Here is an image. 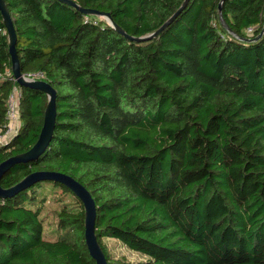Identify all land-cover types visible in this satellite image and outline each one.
Masks as SVG:
<instances>
[{
    "label": "trees",
    "instance_id": "obj_1",
    "mask_svg": "<svg viewBox=\"0 0 264 264\" xmlns=\"http://www.w3.org/2000/svg\"><path fill=\"white\" fill-rule=\"evenodd\" d=\"M22 74L56 90L55 126L35 159L6 170L9 188L35 171L71 175L95 204L107 264H264V0H188L155 36L131 41L104 16L64 0H4ZM108 13L132 37L149 35L183 0H71ZM224 21L226 27L222 24ZM14 82L0 14V130ZM19 123L0 162L29 149L47 96L18 86ZM52 189L76 208L56 211ZM83 204L40 178L0 198V264H95ZM113 238L142 258L111 257Z\"/></svg>",
    "mask_w": 264,
    "mask_h": 264
},
{
    "label": "water",
    "instance_id": "obj_2",
    "mask_svg": "<svg viewBox=\"0 0 264 264\" xmlns=\"http://www.w3.org/2000/svg\"><path fill=\"white\" fill-rule=\"evenodd\" d=\"M64 1L70 4L71 6H74L82 13L104 16L105 18L108 19L109 23L116 29V31L121 34H124L127 39L131 41H144L155 36L160 29H162L165 25L170 23L178 15V13L184 8L188 0H183L180 6L163 22V24L157 30H155L149 35L140 36V37H132L126 35L120 27L115 26L114 22L110 19L108 13L100 12L97 11L96 9L81 8L71 0H64ZM222 2L223 0H220L218 3L219 13L221 10ZM0 14L2 17V22L7 32V46H8V53L10 55L11 72H12L13 80L17 83L18 86H29L38 89L47 96V101L43 113V122L36 141L26 151L11 155L0 162V178H1L3 173L14 164L37 158L50 142L53 134V129L55 126L56 90L48 82L42 79H30L21 73L19 67V60L15 49V43L17 37L10 12L4 0H0ZM220 19L222 24L226 27L224 21L221 18V15H220ZM263 31H264V23L258 35L253 39H256ZM40 178L53 180L55 182H59L63 184L69 190H71L74 193V195L82 202L83 211H84L83 237L88 253L90 257L95 261V264H107L104 253L99 243L97 242L95 235L94 219H95L96 209H95L94 201L91 197L90 192L85 188V186L82 185L78 180H76L71 175L58 171L31 172L26 176H24L19 182H17L16 184H14L9 188H2L0 186V198L2 199L6 196H9L13 194L15 191L24 188L28 185H31L34 181Z\"/></svg>",
    "mask_w": 264,
    "mask_h": 264
},
{
    "label": "rangeland",
    "instance_id": "obj_3",
    "mask_svg": "<svg viewBox=\"0 0 264 264\" xmlns=\"http://www.w3.org/2000/svg\"><path fill=\"white\" fill-rule=\"evenodd\" d=\"M76 200L69 194H62L59 190L53 191L52 189L46 193V199L42 204V214L45 222V232H53L55 229L56 211L62 205L71 210L76 208ZM104 246L107 253L114 258L125 257L129 261L142 258L137 252L128 250L119 241L113 238L103 239Z\"/></svg>",
    "mask_w": 264,
    "mask_h": 264
},
{
    "label": "built area",
    "instance_id": "obj_4",
    "mask_svg": "<svg viewBox=\"0 0 264 264\" xmlns=\"http://www.w3.org/2000/svg\"><path fill=\"white\" fill-rule=\"evenodd\" d=\"M24 75L30 79H40L41 77L40 73L24 74ZM18 99H19V90H18V85L15 84L12 88V91L7 97L6 115H5L6 129L5 131L0 130V142L6 139L7 136L11 135L18 126L19 123Z\"/></svg>",
    "mask_w": 264,
    "mask_h": 264
},
{
    "label": "crops",
    "instance_id": "obj_5",
    "mask_svg": "<svg viewBox=\"0 0 264 264\" xmlns=\"http://www.w3.org/2000/svg\"><path fill=\"white\" fill-rule=\"evenodd\" d=\"M10 136V135H9ZM9 136H7L6 138H8Z\"/></svg>",
    "mask_w": 264,
    "mask_h": 264
}]
</instances>
